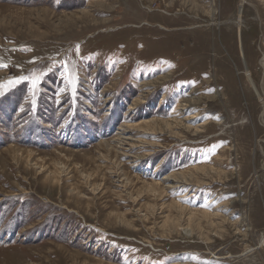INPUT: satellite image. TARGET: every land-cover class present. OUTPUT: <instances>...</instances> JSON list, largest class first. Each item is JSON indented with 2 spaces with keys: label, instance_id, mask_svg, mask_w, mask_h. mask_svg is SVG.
Here are the masks:
<instances>
[{
  "label": "rangeland",
  "instance_id": "obj_1",
  "mask_svg": "<svg viewBox=\"0 0 264 264\" xmlns=\"http://www.w3.org/2000/svg\"><path fill=\"white\" fill-rule=\"evenodd\" d=\"M263 240L264 0H0V264Z\"/></svg>",
  "mask_w": 264,
  "mask_h": 264
},
{
  "label": "snow or ice",
  "instance_id": "obj_2",
  "mask_svg": "<svg viewBox=\"0 0 264 264\" xmlns=\"http://www.w3.org/2000/svg\"><path fill=\"white\" fill-rule=\"evenodd\" d=\"M3 66H5L6 67V65H3ZM35 83H36V80H33V84L35 85Z\"/></svg>",
  "mask_w": 264,
  "mask_h": 264
},
{
  "label": "bare ground",
  "instance_id": "obj_3",
  "mask_svg": "<svg viewBox=\"0 0 264 264\" xmlns=\"http://www.w3.org/2000/svg\"><path fill=\"white\" fill-rule=\"evenodd\" d=\"M121 1V0H120ZM123 1V0H122ZM111 12V11H110ZM108 22V21H107ZM85 27V26H84ZM140 27V26H139ZM81 28V27H80ZM61 32V31H60ZM61 173V172H60ZM176 233V232H175ZM264 241V240H263Z\"/></svg>",
  "mask_w": 264,
  "mask_h": 264
},
{
  "label": "trees",
  "instance_id": "obj_4",
  "mask_svg": "<svg viewBox=\"0 0 264 264\" xmlns=\"http://www.w3.org/2000/svg\"><path fill=\"white\" fill-rule=\"evenodd\" d=\"M28 128V125L25 127V129H27Z\"/></svg>",
  "mask_w": 264,
  "mask_h": 264
}]
</instances>
